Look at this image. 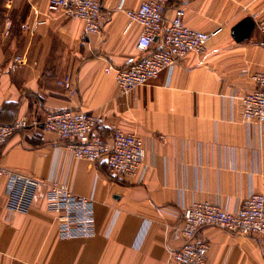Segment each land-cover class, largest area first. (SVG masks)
I'll list each match as a JSON object with an SVG mask.
<instances>
[{"label":"crops","instance_id":"0c3cea01","mask_svg":"<svg viewBox=\"0 0 264 264\" xmlns=\"http://www.w3.org/2000/svg\"><path fill=\"white\" fill-rule=\"evenodd\" d=\"M143 1L101 0L107 22L82 45L84 23L49 11V0H0V122L84 110L105 117L104 139L117 127L145 147L143 166L119 177L105 161L75 158L56 133L17 131L0 147L1 165L92 199L95 232L59 237L46 185L27 212L10 210L8 177H0V264H179L171 251L183 245L177 229L191 205L233 211L264 191V122L245 121L240 108L251 75L264 69V34L255 27L249 39L233 35L256 11L264 17V0H165L168 18L181 7L189 27L210 33L207 48L136 88L128 105L116 74L140 57L143 28L126 10ZM66 76L75 93L59 84ZM199 239L209 244L208 264H264L260 237L208 226Z\"/></svg>","mask_w":264,"mask_h":264},{"label":"built area","instance_id":"2783aa9c","mask_svg":"<svg viewBox=\"0 0 264 264\" xmlns=\"http://www.w3.org/2000/svg\"><path fill=\"white\" fill-rule=\"evenodd\" d=\"M49 11H61L72 19L84 23L81 44L90 35L100 34L107 22L101 0H49ZM165 0H144L137 8L127 9L131 23H138L143 30L136 43L140 57L126 67L118 68L117 88L132 104L133 92L148 81L158 78L165 69H171L191 52L203 53L210 33L189 27L185 9L175 8L167 17ZM255 27L264 34L262 10L253 14ZM23 24L26 30L37 28ZM264 44V41H263ZM112 67H108L109 71ZM254 89L240 99L245 121L264 122V69L251 75ZM59 84L75 93L72 78L66 76ZM105 117L84 110H62L47 113L43 120L19 117L12 123L0 122V147L4 146L19 130L31 127L56 133L67 142L66 147L75 158L92 162L105 161L113 176L134 175L144 163L145 147L134 133L114 127L110 139L100 134ZM8 177L6 188L7 207L16 212H27L37 189L46 185L31 177L8 171L0 163V177ZM47 208L55 215L59 237L63 239L90 238L94 235V210L92 199L71 191L66 183L52 181L48 185ZM217 226L232 233L260 237L264 243V191L252 192L233 211L210 201H199L185 213L177 231L183 239L179 250L171 251L179 264H208L209 244L199 239L202 228Z\"/></svg>","mask_w":264,"mask_h":264},{"label":"water","instance_id":"95a60500","mask_svg":"<svg viewBox=\"0 0 264 264\" xmlns=\"http://www.w3.org/2000/svg\"><path fill=\"white\" fill-rule=\"evenodd\" d=\"M254 29V19L252 17H247L233 28V35L237 41H243L250 38Z\"/></svg>","mask_w":264,"mask_h":264}]
</instances>
